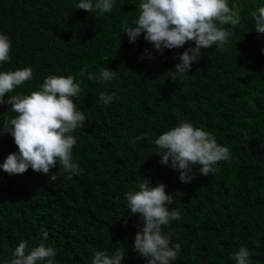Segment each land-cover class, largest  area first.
<instances>
[{
    "label": "trees",
    "instance_id": "16d2710c",
    "mask_svg": "<svg viewBox=\"0 0 264 264\" xmlns=\"http://www.w3.org/2000/svg\"><path fill=\"white\" fill-rule=\"evenodd\" d=\"M77 3L0 0V34L12 42L0 72L31 67L33 73L8 95L37 91L51 75L72 76L81 88L73 101L88 117L71 133L79 174L59 171L58 164L49 174L0 168V264L22 240L29 249L38 246L44 229L56 264H92L95 251L112 256L119 249L127 252L121 264H147L133 250L142 224L126 199L143 178L149 187L163 183L175 201L169 208L181 214L162 226L170 246L180 244L171 264H236L230 257L242 246L253 253L250 264H264V34L251 16L264 0H228L241 16L235 32L222 49L202 50L176 82L169 71L194 42L163 53L143 33L130 43L123 33L138 19L141 0H115L105 14L76 9ZM105 68L115 71L113 80L88 79ZM101 92L113 100L97 103ZM9 108L0 104V129L16 116ZM181 122L225 143L231 162H218L208 176L195 168L190 183L163 170L155 140ZM136 137L142 138L133 146ZM15 151L13 137L0 136V165Z\"/></svg>",
    "mask_w": 264,
    "mask_h": 264
},
{
    "label": "clouds",
    "instance_id": "9594fccd",
    "mask_svg": "<svg viewBox=\"0 0 264 264\" xmlns=\"http://www.w3.org/2000/svg\"><path fill=\"white\" fill-rule=\"evenodd\" d=\"M114 3L115 0H79L75 7L105 14L113 9ZM137 10L138 19L123 33L130 43L143 33L144 39L163 53L164 49L180 48L189 41L194 42L195 46L180 54L176 58L179 63L169 71L174 82L188 75L192 64L201 58L202 50L213 45L222 49L230 33H234L241 22L239 10L230 7L228 0H141ZM251 16L256 32L264 34V4L256 7ZM11 44L9 36L0 34V64L10 60ZM32 76L31 67L0 72V104L10 105L8 111L16 113L15 118L4 123L0 136L10 134L18 148L5 158L0 168L9 175L23 174L29 168L49 174L58 164L59 171L79 174L81 169L72 159L77 141L71 133L88 122L87 114L77 110L73 101L81 92L80 85L72 76L51 75L44 79L37 91L28 95H8ZM114 77L115 71L109 68L98 76L88 74V79L98 81H111ZM113 98L114 95L101 92L96 102L107 105ZM141 138L132 140L133 146ZM155 144L160 149L157 153L161 155L159 166L173 176L179 174L183 183L193 180L197 167L199 174L208 176L215 173L218 162H231L230 150L225 143L218 139L216 142L212 133L196 128L190 122H181L163 132ZM56 178L57 173L50 176L51 181ZM68 178L71 179V175ZM165 187L163 183L149 187V180L143 178L138 191L126 193L127 209L132 215L139 214L142 224V229L135 235L133 250L144 257L147 264H171L180 250L179 243L170 246V234L162 233V226L181 218L178 209L169 208L175 201L172 194L166 193ZM48 238L49 233L44 229L38 246L29 249L28 241H20L5 264H43L45 261L46 264H56L55 249L44 243ZM126 253L119 249L109 256L104 251H95L92 264H121ZM252 254L242 246L230 258L236 264H250Z\"/></svg>",
    "mask_w": 264,
    "mask_h": 264
}]
</instances>
